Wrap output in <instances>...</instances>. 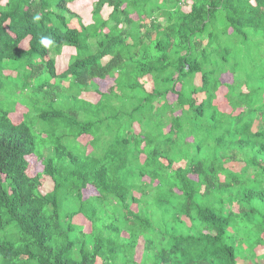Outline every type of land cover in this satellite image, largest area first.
I'll return each mask as SVG.
<instances>
[{"label":"trees","instance_id":"trees-1","mask_svg":"<svg viewBox=\"0 0 264 264\" xmlns=\"http://www.w3.org/2000/svg\"><path fill=\"white\" fill-rule=\"evenodd\" d=\"M76 1L0 0V264H261L264 0Z\"/></svg>","mask_w":264,"mask_h":264},{"label":"rangeland","instance_id":"rangeland-1","mask_svg":"<svg viewBox=\"0 0 264 264\" xmlns=\"http://www.w3.org/2000/svg\"><path fill=\"white\" fill-rule=\"evenodd\" d=\"M93 1H97V0H77L74 5L72 4L71 8H73V10L77 11L78 13L82 14V16H86L87 14H90L92 12V10H93L92 5H91ZM85 21L87 23H90V22H92V19L91 18H87V19H85ZM70 50H71L70 48L66 49V51H68V52ZM260 50L261 49H258V48L256 49V52H257L258 56H262V53L260 52ZM62 62L63 63L67 62L66 56L61 58V63ZM62 69H63V67H60L59 70H58V73L61 72ZM227 80H231V78L227 76ZM105 87H107V86H105ZM14 91L15 90H13L11 87L6 88V90L0 95V100L1 101L2 100L3 101H7V97H9V101H10L11 100L10 97H11V95H13ZM21 120H22L21 116L14 115V121L16 123H19ZM82 141L84 143L87 142L85 139H82ZM30 164H31V168L33 169L34 173H39V171L42 170L41 162L39 160H37V158H35V157L30 159ZM240 166H243V164H236V167L239 168ZM94 194H95V190L93 188H91V187L85 191V196L86 197L93 196ZM141 249H142V246L139 247V251H141ZM249 254L250 253H247V255H249ZM239 255L242 257L243 260L244 259H249L246 256L245 252H240Z\"/></svg>","mask_w":264,"mask_h":264},{"label":"crops","instance_id":"crops-1","mask_svg":"<svg viewBox=\"0 0 264 264\" xmlns=\"http://www.w3.org/2000/svg\"><path fill=\"white\" fill-rule=\"evenodd\" d=\"M244 264V262H241V264ZM246 263H248V264H250V262H246ZM261 264H264V260L262 261V263Z\"/></svg>","mask_w":264,"mask_h":264}]
</instances>
